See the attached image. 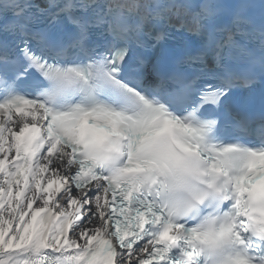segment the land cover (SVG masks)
<instances>
[{"label": "snow or ice", "instance_id": "1", "mask_svg": "<svg viewBox=\"0 0 264 264\" xmlns=\"http://www.w3.org/2000/svg\"><path fill=\"white\" fill-rule=\"evenodd\" d=\"M32 7L0 0V264H164L181 241L184 264H201L202 257L203 264H264V149L241 153L233 146L214 162L203 157L213 198L199 208L184 201L179 222L162 220L129 178L101 173L89 160L97 139L122 132L135 141L152 131L153 121L210 120L216 132L218 119L202 118L199 108L186 116L176 109L213 72L209 56L222 72L210 78L221 85H205L202 103L219 106L239 82H253L225 63L238 58L234 52L248 57L251 77L257 60L248 45L258 42L264 52V23L258 27L244 15L249 5H236L230 25L219 27L213 23L218 9L201 5L192 13L193 27L182 22L177 28L201 36L200 50L176 57V70L166 73L174 50L161 49L152 65L161 78L155 87L142 83L147 61L132 54L129 43L151 20L173 9L188 14L192 5L122 0L101 11L97 0H49L48 9L36 6L33 13ZM40 15L47 17L43 26H37ZM180 64L201 67L189 75ZM34 74L43 82L29 98L18 81ZM205 127L190 130L196 141L187 145L191 150L201 153ZM244 130L264 141V117L258 128ZM235 153L246 163L229 176ZM138 164L147 166L135 154L128 157V168Z\"/></svg>", "mask_w": 264, "mask_h": 264}, {"label": "clouds", "instance_id": "2", "mask_svg": "<svg viewBox=\"0 0 264 264\" xmlns=\"http://www.w3.org/2000/svg\"><path fill=\"white\" fill-rule=\"evenodd\" d=\"M201 126H206L202 140H210L215 134L211 121L197 123L190 118L180 124L153 121L152 131L135 141L122 132L109 134L90 146L89 160L95 170L113 177H127L141 190L145 186L154 187L166 208L182 218L184 201L199 208L214 195L209 163L201 153L187 146L196 142L190 130ZM133 154L147 166L128 168L127 159Z\"/></svg>", "mask_w": 264, "mask_h": 264}]
</instances>
